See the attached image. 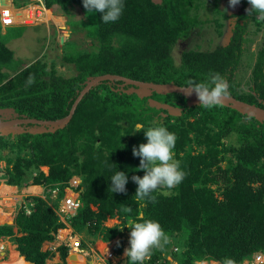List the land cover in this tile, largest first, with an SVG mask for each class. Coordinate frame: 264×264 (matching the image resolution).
<instances>
[{
    "label": "trees",
    "instance_id": "obj_1",
    "mask_svg": "<svg viewBox=\"0 0 264 264\" xmlns=\"http://www.w3.org/2000/svg\"><path fill=\"white\" fill-rule=\"evenodd\" d=\"M43 1L49 11L57 7L67 18L79 7L87 21L71 27L73 32L85 30L91 46L78 50L73 41L64 45L62 60L76 71L66 78L55 62L45 59L21 68L24 63L15 59L3 37L7 34H0V110L10 114L5 120L65 119L88 79L104 75L185 87L189 79L201 82L218 72L227 80L230 97L264 109V48L246 85L236 78L247 22L261 24L256 13L245 12L251 7L248 0L237 5L243 6L242 13L227 45L213 51L184 50L179 64L173 58L174 48L204 25L192 14L206 0H124L121 17L109 23L102 22L99 12L88 13L83 0ZM30 74L35 82L29 86ZM136 89L124 82L103 81L84 96L65 127L55 132L46 127L37 133L28 130L41 126L28 125L21 126L20 133L0 134V183L20 189L41 186L46 193L58 188L53 202L58 209L69 181L80 177L75 194L83 207L72 218L79 234L109 244L124 230L130 232L126 224L141 214L160 223L170 241L164 251L154 250L145 264H224L226 259L246 264L264 256V122L223 104L206 109L190 106L180 93L141 96ZM157 121L175 133V159L186 176L169 190L171 195L157 189L151 193L155 202H139L138 185L131 178L143 177L144 172L137 171L140 157L133 156V147L147 140L143 131L135 130ZM116 171L128 176L125 193L111 191L110 178ZM29 201L34 203L32 214L22 210L14 225L0 226V239H8L9 250L26 262L49 264L56 252L44 250V244L55 241L63 224L48 201L40 197ZM124 206L132 212L125 213ZM108 222L114 225L109 227ZM174 238L185 240L180 255L171 244ZM115 249L123 253L122 240ZM57 253L58 264H70L66 247ZM20 256L16 254L17 264H24Z\"/></svg>",
    "mask_w": 264,
    "mask_h": 264
},
{
    "label": "rangeland",
    "instance_id": "obj_2",
    "mask_svg": "<svg viewBox=\"0 0 264 264\" xmlns=\"http://www.w3.org/2000/svg\"><path fill=\"white\" fill-rule=\"evenodd\" d=\"M3 5L6 7L10 6V0H3ZM19 0H15V8H18L16 5ZM216 2L218 3V7H216ZM213 2V0H206L202 2L200 6L193 10L194 16H199L200 20L205 21L204 25L195 29V31L191 34L188 39L180 41L173 51V58L176 64L181 62L182 54L184 50H200V51H213L217 47L225 46L229 43L230 38L232 36L233 29L238 20V16L242 13V5L236 7L229 6V0H219ZM28 1H25L23 7L26 6ZM33 7H40L41 5L35 4ZM32 8V7H30ZM30 8H24L28 10ZM34 9L30 10V12H34ZM50 14L53 15L50 17V21H45V16L43 13L42 21L34 24V26L26 25V26H15L9 28H3L0 25V34L4 39L8 40L7 46L15 52V59H20L24 63L21 68L24 66L33 63L38 59H45L48 62H55L56 68L59 74H63L66 78L76 75V71L74 65L65 64L62 60L64 56L65 48L64 45L73 41L77 45L78 50H89L91 43L90 40L86 38V31L80 29V31L76 32L72 30L71 26L81 25V22H86L87 19L85 14L80 10L79 7L75 8L72 11V16L67 18V16H63L61 11L56 7ZM56 16V18L54 17ZM25 16V13H22L19 17L15 15V20L20 22ZM217 21L222 24V27H218ZM48 25H47V23ZM260 25H255L252 20H249L247 33L245 35L246 42L244 44V54L241 61V65L237 71V81L242 83L243 86L249 81L252 71L255 67V63L257 61V55L260 50L264 48V21H261ZM70 23H73L70 24ZM81 27V26H80ZM76 28V27H73ZM138 93L142 96L144 94L143 91L138 90ZM5 116L0 118V121L5 120ZM22 128L19 127L17 130L20 131ZM222 166L225 167L226 163L223 162ZM2 169V168H1ZM0 169V170H1ZM43 172H48V168L43 167ZM2 172V170H1ZM0 172V173H1ZM2 176V174H0ZM216 187H214L215 189ZM35 189L40 191L38 188H30L28 191H35ZM15 188L8 187L7 185H3L0 187V191H4L1 193H5L7 191L14 192ZM41 192V191H40ZM4 221L3 218L0 219V225ZM12 222L10 221L9 224ZM15 224V221H14ZM13 224V225H14ZM114 222H108L107 226L112 227ZM82 238L86 242V246L88 248H94L96 250L104 251L105 248L114 246L117 247V242L120 243L122 240L123 247L129 248V240H130V232L124 230L123 233L117 237H115L109 244H105V242L100 237H89L80 234ZM1 243L5 246L3 252H5V256L0 253V263L8 261L10 257V250L8 248V239L1 238ZM101 244L103 248L98 247ZM172 246H174V252L180 255L185 250V240L183 239H172ZM1 246V245H0ZM124 252V251H123ZM122 255V254H120ZM124 255V254H123ZM124 255L121 260V264H126ZM76 264H85L84 259L75 257ZM83 262H82V261ZM49 264H58L60 261L55 255L52 260H49ZM111 264L110 261L107 262ZM4 264H17L16 255H12L11 261ZM206 264V263H201ZM208 264H216L213 262H209ZM218 264V263H217Z\"/></svg>",
    "mask_w": 264,
    "mask_h": 264
},
{
    "label": "clouds",
    "instance_id": "obj_3",
    "mask_svg": "<svg viewBox=\"0 0 264 264\" xmlns=\"http://www.w3.org/2000/svg\"><path fill=\"white\" fill-rule=\"evenodd\" d=\"M13 1L15 5V0ZM239 3L240 0H229V6L233 8L236 7ZM248 3L251 6L250 8L246 9L248 15L256 13L257 18L261 21H264V0H248ZM0 5H2L1 0ZM83 7L87 10L88 13H92L93 11L101 13L102 22L109 23L116 22L121 17L125 5L124 0H83ZM21 8H23V6ZM21 8H16V10H20ZM47 11V20L50 21V17H52L53 15L50 14V11L48 9ZM54 17L56 18L55 15ZM26 25L29 24H17L9 27ZM9 27L3 28L5 29ZM34 82V75L30 74L26 80V83L30 86ZM182 90H184V92L189 96L195 94L198 101L200 102V107L206 109H210L221 104L223 100L230 95V93L228 92V83L226 78L218 72L210 74L207 80L201 82L189 79L186 81V85ZM141 131H143L147 143H141L138 148L134 146L133 156L140 157V164L139 168H137V171L142 170L144 172V175L143 177L134 175L131 179L138 185L135 193V199L137 201L142 202L148 199L152 202H155L156 197L151 195V193L155 192L157 189H162L164 190L161 192L162 195H171V192L169 190L179 185L185 178L186 173L181 169L180 161L175 159L174 149L177 140L175 133L170 132L168 128L163 126V124L159 121L153 122L151 126L147 127V129H144L142 126H137L135 132ZM110 181V188L113 193L126 192L125 186L128 183V176L125 172L116 171L115 174L111 176ZM1 183L4 182L2 181ZM4 185L7 184L4 183ZM30 187L23 189L18 188V190L28 192L26 189ZM47 193L49 192L47 191ZM47 193L45 191L35 193L37 195H30L28 197V200L31 197H40L48 201L50 206L54 208L53 202L56 199L53 200L50 193L48 199L46 195ZM55 210L57 209L54 208V211ZM122 210L125 213L132 212V209L129 206H124ZM14 221L11 224L4 225H13ZM126 226L131 229L129 240L130 247L125 248L123 252L124 255L128 258V264H145V261L151 258L154 250L164 251L165 246L170 241L169 236L165 233L159 222L152 219H145L142 214L139 215L135 220H129ZM64 227L65 226L63 225L62 228ZM122 229L123 228H121V230ZM117 244L119 245V242H117ZM54 252L57 253V251ZM209 262L217 264V262L215 261H203L199 262L198 264H208ZM224 264H235V262L231 259H226L224 261Z\"/></svg>",
    "mask_w": 264,
    "mask_h": 264
},
{
    "label": "built area",
    "instance_id": "obj_4",
    "mask_svg": "<svg viewBox=\"0 0 264 264\" xmlns=\"http://www.w3.org/2000/svg\"><path fill=\"white\" fill-rule=\"evenodd\" d=\"M24 1H28V4L16 10L14 1L10 0V6L5 7L3 4L0 5V24L2 27L14 26L17 24H29L34 25L45 18V21L48 19V11L45 7L43 0H20V4H24ZM35 4L41 5L40 7H33ZM32 7V8H30ZM24 8H30L24 11ZM34 12L30 10L34 9ZM25 13L24 18L17 22L15 20V15L18 17ZM44 13V18H42ZM81 179L78 176H74L70 181L69 185L65 188V197L61 200V206L59 209L55 210L58 214L60 221L65 226L56 235V239L53 243L48 246V250L57 251L60 247H66L68 249V261L70 264H76L75 259L72 257H78L84 259L85 264H108L110 261L111 264H121L123 259L122 255H118L114 246L108 247L102 250H96L95 247L88 248L86 246L85 240L82 236L72 227L71 220L76 216L79 209L83 207V203L79 200L78 195L75 194L81 184ZM4 183H0V187ZM58 188L54 190H49L51 198L53 200L57 199ZM30 195H37L35 193L25 192L23 190H15L14 192H0V219L3 218L4 221L1 223L9 224L13 222L20 211H25L27 215H31L34 207V203L28 200ZM5 246H0V251L4 250ZM246 264H264V256L258 255L252 262H246Z\"/></svg>",
    "mask_w": 264,
    "mask_h": 264
},
{
    "label": "water",
    "instance_id": "obj_5",
    "mask_svg": "<svg viewBox=\"0 0 264 264\" xmlns=\"http://www.w3.org/2000/svg\"><path fill=\"white\" fill-rule=\"evenodd\" d=\"M2 1L3 0H1V3H3ZM103 81H112V82L119 81V82H124L125 85L135 86L137 87L136 89L137 93H138V90H141L144 92L142 96L144 95L151 96L153 93L164 94V95L169 94V93H180L182 95H185L189 99L188 104L190 106L200 104L195 94H192L189 96L188 94L184 92V90H182L184 87L177 86L173 83L155 84V83H149V82L136 81V80H132V79L119 76V75H104V76H99L96 78L88 79V83L86 84L85 88L80 92L67 118L62 119V120H57V121H41V120H36V119H19V118L10 119V120H2L0 121V134L8 135L10 133L12 134L20 133L23 131V129H21L20 131H18L17 129L21 126H28V125L41 126L42 128L39 130H34V129L28 130L29 132H37V133L46 131L44 129L46 127L48 128V131L50 132H55L56 130L65 127L71 121L78 107V104L82 101L84 96L94 86H96L97 84ZM131 91H134V89H132ZM221 104L232 107L243 114L254 116L259 121L264 122V109H261L255 105L247 104L245 102H242L230 96H227ZM6 114L10 116V114L5 109L0 110V117L5 116ZM1 254L5 256L4 252ZM28 264H31V263L28 262Z\"/></svg>",
    "mask_w": 264,
    "mask_h": 264
},
{
    "label": "crops",
    "instance_id": "obj_6",
    "mask_svg": "<svg viewBox=\"0 0 264 264\" xmlns=\"http://www.w3.org/2000/svg\"><path fill=\"white\" fill-rule=\"evenodd\" d=\"M4 34H5V32H4ZM8 187H11V188H15V190L17 189L18 190V187L17 186H8ZM34 187H36V188H40L41 190L40 191H44V189L41 187V186H34ZM34 187H30V188H34ZM30 188H28V189H30ZM28 189H26L27 191H28ZM14 190V191H15ZM0 192H4V191H0ZM28 192H30V191H28ZM30 193H32V192H30ZM36 193V192H35ZM37 193H40V192H37ZM2 241V240H1ZM1 241H0V243H1ZM2 244V243H1ZM51 243H45V245H44V249H47L48 248V246L50 245ZM3 245V244H2ZM14 250H10V257H9V259H8V261H6L5 260V262H1L0 264H4V263H8V262H10L11 261V257H12V255H16V254H18L19 256H20V254L18 253V252H16V251H14ZM56 256H57V258H58V260L60 261V257H59V254L58 253H56ZM21 257V256H20ZM23 261V263L24 264H28V262H26L25 260H24V258L23 257H21V262Z\"/></svg>",
    "mask_w": 264,
    "mask_h": 264
},
{
    "label": "bare ground",
    "instance_id": "obj_7",
    "mask_svg": "<svg viewBox=\"0 0 264 264\" xmlns=\"http://www.w3.org/2000/svg\"><path fill=\"white\" fill-rule=\"evenodd\" d=\"M39 190H41L40 188H38ZM32 193H37L38 192V190L37 189H35V191H31ZM40 192V191H39ZM82 261V260H81ZM83 262V261H82Z\"/></svg>",
    "mask_w": 264,
    "mask_h": 264
},
{
    "label": "flooded vegetation",
    "instance_id": "obj_8",
    "mask_svg": "<svg viewBox=\"0 0 264 264\" xmlns=\"http://www.w3.org/2000/svg\"><path fill=\"white\" fill-rule=\"evenodd\" d=\"M245 12H246V11H245ZM246 13H247V12H246ZM0 241H1V239H0ZM0 245H2V244L0 243ZM3 251H4V250H1L0 253H3ZM4 253H5V252H4Z\"/></svg>",
    "mask_w": 264,
    "mask_h": 264
}]
</instances>
